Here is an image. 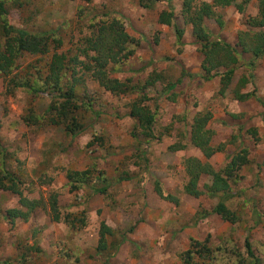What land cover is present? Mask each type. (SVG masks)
<instances>
[{"label":"rangeland","instance_id":"374dc122","mask_svg":"<svg viewBox=\"0 0 264 264\" xmlns=\"http://www.w3.org/2000/svg\"><path fill=\"white\" fill-rule=\"evenodd\" d=\"M32 1L22 9L7 5L11 24L34 33L58 32L63 39L59 52L63 53L91 34L90 20L94 17L96 22L117 17L140 46L123 72H112L111 78L131 79L138 86L154 73H161L162 79L149 88L150 100L144 104L156 113L151 139L141 134L137 118L131 116V103L137 94L113 95L87 80L79 97L88 93L90 107L80 110L84 130L73 138L64 126L27 124L24 117L29 110L42 115L51 97L25 89L8 92V80L0 78V144L6 150L7 168L22 178L29 198H43L48 204L49 195L56 193L63 215L85 212L88 218L83 230L73 232L66 224L53 222L49 208L29 214L20 207L19 196L0 191V264H181L180 255L190 249L191 239H209L213 260L207 264H251L247 238L264 264V109L255 99L241 103L230 92L222 97L219 78L205 81L198 76L203 56L182 17L185 0H152V9L144 8L139 0ZM194 2L213 4L212 0ZM258 4L259 0H251L245 15L233 6L217 7L225 26L207 20L213 37L235 44L237 35L247 29V18L257 14ZM81 9L84 15L80 19ZM164 10L174 11L175 25L185 32L183 45L178 42L175 26L159 23ZM50 57H25L14 74L24 77L35 73L31 67L42 68ZM254 71L255 86L246 91L256 89L264 98V57ZM199 112L212 114V145L226 148L209 161L216 170L242 148L250 151V164L242 169L241 180L232 183L234 197L227 201L240 218L235 225L218 215L197 218L200 208L211 211L218 199H194L183 191L188 180L184 161L190 157L206 161L190 144L191 126ZM251 128L257 129L258 139L247 134ZM95 137L102 138L105 146L88 148ZM174 146L181 150L173 151ZM70 170L102 172L104 182L95 179L91 183L108 186L107 194L96 193L92 187L72 193L67 178ZM156 182L163 185L166 194L177 197L180 205L160 198ZM17 208L27 217L17 218L13 225L6 212ZM102 222L115 231L109 242L117 243L103 252L97 249Z\"/></svg>","mask_w":264,"mask_h":264},{"label":"trees","instance_id":"16d2710c","mask_svg":"<svg viewBox=\"0 0 264 264\" xmlns=\"http://www.w3.org/2000/svg\"><path fill=\"white\" fill-rule=\"evenodd\" d=\"M30 1L0 0V78L8 80V92L13 93L17 89H25L33 95H48L52 99L48 109L40 116L30 109L29 114L24 117L26 123L35 126L39 124L54 127L64 126L67 135L73 138L78 136L84 130V125L80 121L81 111L89 110L90 107L88 93L79 97V91L82 90L81 86L90 79L113 95L137 94L138 98L131 103V116L137 118L141 134L146 138L153 139L156 113L144 104L150 100L149 88L162 79V74L154 73L142 86L132 84L131 79L122 81L111 78L112 72H123L124 67L128 65L140 46V41L134 39L127 32L125 23L117 17L96 22L94 17L90 20L91 34L82 37L69 51L60 53L63 39L58 32L34 33L11 24L7 5L11 3L12 8L22 9L30 4ZM39 1L34 0L32 3ZM84 1L88 2L89 0ZM139 2L146 9H152L154 5L152 0H139ZM250 2L251 0H212L213 4L210 2L198 4L194 0H185L182 17L184 23L191 27L194 42L199 45L203 56L201 72L198 76L205 81L219 78L222 97L231 93L234 100L241 103L255 99L264 109V98L257 95L256 89L252 92L246 91L250 85L255 86L254 70L257 67V61L264 57V0H259L257 14L247 18V29L237 35L235 44L214 38L206 23L207 20L214 19L218 26L223 28L225 22L222 15L216 12L217 7L233 6L240 14L245 15ZM170 9L173 10L172 6ZM83 15L84 10L81 9L80 19ZM175 18L174 11L164 10L159 16V23L175 26L178 42L183 45L182 39L185 32L175 25ZM52 47H54V52ZM46 56L51 57L42 68L31 67L35 70V73L29 74L31 78H28L29 75L18 77L17 73L14 74L25 57L42 59ZM45 66L46 70L43 71ZM23 70L30 72V69ZM184 74L186 76V73ZM188 76L194 77L195 75ZM32 82L35 84L33 85ZM180 82L181 79L174 86ZM83 107L85 108L83 109ZM211 120L210 112H199L193 119L190 144L202 153L206 161L203 162L196 157H190L184 161L188 180L183 191L184 194L194 199H200L203 196L218 199L211 211L200 208L196 215L197 218L206 219L211 215H218L223 221L235 225L240 221V218L229 208L227 201L234 197L232 183L241 180L242 169L250 164V151L246 147L242 148L228 157L223 168L216 170L209 161L218 153L225 152L226 148L225 145L218 147L212 145L215 132L209 128ZM247 134L255 140L258 139L256 128L247 130ZM95 144L101 147L105 146L102 138L95 137L87 147L91 148ZM172 149L173 151L181 150L177 146ZM5 152L6 150L0 144V191L19 196L20 207L27 209L29 214L39 208H44V206L49 208L51 220L66 224L73 232H79L87 226L88 218L85 212L63 215L59 196L56 193L49 195L48 204L43 198L31 199L26 196L22 178L7 168ZM67 178L72 193L84 187H92L96 189V193L107 194L108 186L96 187L91 183L95 179L104 182L102 172L70 170ZM203 180L206 182L202 184ZM155 191L160 198L175 206L180 205L177 197L165 193L160 182L155 183ZM25 216L27 217V214L18 208L6 212V217L10 218V223L13 225L17 218L26 220ZM114 236L115 231L102 222L97 249L103 252L116 246V242H109V238ZM245 247L251 264H262L248 238L245 240ZM118 250L119 247L116 248V252ZM212 253L209 239L205 241L191 239L190 249L180 255L181 264H201L197 259L202 260V264H207L213 260ZM245 261L242 259L241 263H245Z\"/></svg>","mask_w":264,"mask_h":264},{"label":"crops","instance_id":"0c3cea01","mask_svg":"<svg viewBox=\"0 0 264 264\" xmlns=\"http://www.w3.org/2000/svg\"><path fill=\"white\" fill-rule=\"evenodd\" d=\"M229 7H232V6H229ZM260 60V59H259Z\"/></svg>","mask_w":264,"mask_h":264}]
</instances>
